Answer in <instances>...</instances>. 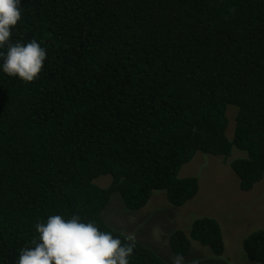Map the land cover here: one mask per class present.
Segmentation results:
<instances>
[{"label": "trees", "instance_id": "trees-1", "mask_svg": "<svg viewBox=\"0 0 264 264\" xmlns=\"http://www.w3.org/2000/svg\"><path fill=\"white\" fill-rule=\"evenodd\" d=\"M21 12L11 43L35 39L47 56L28 83L4 73L0 47V264H17L52 215L123 242L112 199L139 211L164 192L184 206L200 181L180 172L198 153L223 157L242 191L263 180L264 0H21ZM193 242L226 251L214 217L169 238L184 258ZM243 248L264 264V228ZM129 264L170 263L137 240Z\"/></svg>", "mask_w": 264, "mask_h": 264}, {"label": "rangeland", "instance_id": "rangeland-1", "mask_svg": "<svg viewBox=\"0 0 264 264\" xmlns=\"http://www.w3.org/2000/svg\"><path fill=\"white\" fill-rule=\"evenodd\" d=\"M236 115L237 109L230 107V138L234 134ZM243 155L235 149L229 160ZM180 175L196 176L200 181L199 194L184 206L173 207L164 192H156L145 208L131 211L125 208L119 196H115L105 211V218L116 229L135 235L138 241L172 264L175 255L169 245L171 233L177 229L188 231L197 217H214L223 228L224 255L215 257L208 248L193 242L184 264H258L247 257L243 239L264 228V178L252 190L242 191L237 175L223 157L203 153H198L186 164ZM96 183L107 187L111 177H101Z\"/></svg>", "mask_w": 264, "mask_h": 264}, {"label": "clouds", "instance_id": "clouds-1", "mask_svg": "<svg viewBox=\"0 0 264 264\" xmlns=\"http://www.w3.org/2000/svg\"><path fill=\"white\" fill-rule=\"evenodd\" d=\"M21 0H0V47L7 44L3 71L25 82L39 77L47 52L35 40L11 43L12 29L21 20ZM32 247L20 250L17 264H129L137 247L135 235L121 231L120 237L101 231L93 222H83L76 214L65 220L52 215L37 223ZM172 264H184V257H172Z\"/></svg>", "mask_w": 264, "mask_h": 264}]
</instances>
